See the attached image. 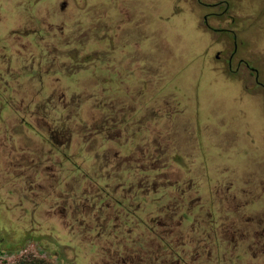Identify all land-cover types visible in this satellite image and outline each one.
I'll list each match as a JSON object with an SVG mask.
<instances>
[{
  "label": "rangeland",
  "instance_id": "374dc122",
  "mask_svg": "<svg viewBox=\"0 0 264 264\" xmlns=\"http://www.w3.org/2000/svg\"><path fill=\"white\" fill-rule=\"evenodd\" d=\"M218 1L0 0V264H106L110 228L100 237L89 227L95 190L123 183L154 199L155 188L186 180L206 202L251 175L264 155V87L234 69L264 49V18L254 26L209 18L238 31L230 69L233 37L204 20L220 11L205 4ZM238 2L232 13L251 17L264 4ZM62 128L70 143L54 133ZM123 156L131 160L121 164ZM73 196L84 205L79 216L70 213ZM92 241L103 246L99 256Z\"/></svg>",
  "mask_w": 264,
  "mask_h": 264
},
{
  "label": "flooded vegetation",
  "instance_id": "af4514ba",
  "mask_svg": "<svg viewBox=\"0 0 264 264\" xmlns=\"http://www.w3.org/2000/svg\"><path fill=\"white\" fill-rule=\"evenodd\" d=\"M64 4L65 2L61 6ZM205 5L210 8L218 7L220 10L204 16L207 27L233 37L234 47L227 57V64L232 69L235 55L239 51L238 31L228 25L213 28L209 24V18L234 23L241 17H246L255 22L254 26L258 20L264 18V4L259 7V14L255 17L248 13H232L239 6L238 0H219ZM41 57L43 55L37 61L39 69L44 61ZM254 58L256 61L240 57L234 71L242 72L245 67L251 77H254L255 85L264 87L262 69L259 67V61H264V49L255 52ZM3 78L4 76L0 77V80ZM240 80L243 81V78L240 77ZM39 81L41 83L42 79ZM46 103L42 108H48ZM66 130L62 128V132H54L62 139V143L71 142L70 133ZM115 133L120 135L121 130H116ZM147 146L152 145L148 143ZM139 148L146 152V145H139ZM38 159V163L34 164L38 167L47 160L45 155ZM127 160L131 158L123 156L121 164ZM253 161L255 166L248 178L240 177L236 183L230 181L227 185L223 184L224 189L215 190L212 199L206 202L196 195L199 191L197 188L193 189L195 187L192 183L186 187V182H189L186 180L177 183L174 191H170L168 185L161 189L155 188L159 194L154 199L150 197L151 189L134 191V185L127 189L123 183H118L117 189L113 191L103 188L91 192L97 201L92 205L94 212L91 215L95 225L89 226L90 229L100 230L97 236L101 237L110 228L105 239L108 244L104 252L108 260L106 264H264V155L254 158ZM24 163L31 162L29 160ZM171 186L174 187L175 183H170ZM119 193L121 196H118ZM105 199L112 203L107 202L105 207ZM72 202L70 213L79 216L78 209H84V205H77L75 196ZM135 202H138L137 207H134ZM66 203L62 207H66ZM216 207L218 211L215 210ZM105 209L108 211L105 212ZM100 218L104 221L99 220ZM79 219L75 220L81 226L88 223L85 218ZM138 228L143 230L142 233L139 232L138 237L131 236L133 230ZM114 230L119 233H113ZM120 234L124 236L121 239L117 238ZM92 244L93 251L99 256L100 247L103 246L99 241H92Z\"/></svg>",
  "mask_w": 264,
  "mask_h": 264
},
{
  "label": "trees",
  "instance_id": "16d2710c",
  "mask_svg": "<svg viewBox=\"0 0 264 264\" xmlns=\"http://www.w3.org/2000/svg\"><path fill=\"white\" fill-rule=\"evenodd\" d=\"M3 246L0 244V252H2ZM4 264H51L47 260L38 257H22L17 261H4Z\"/></svg>",
  "mask_w": 264,
  "mask_h": 264
}]
</instances>
